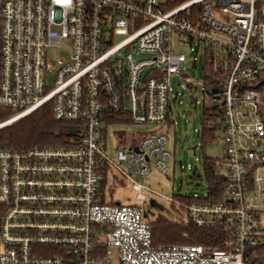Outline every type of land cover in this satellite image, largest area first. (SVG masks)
<instances>
[{"label":"built area","instance_id":"2783aa9c","mask_svg":"<svg viewBox=\"0 0 264 264\" xmlns=\"http://www.w3.org/2000/svg\"><path fill=\"white\" fill-rule=\"evenodd\" d=\"M174 39L222 62L211 98L223 107V196L180 202L196 227L224 226L222 250L155 248L143 217L163 197L145 182L173 160L161 130L170 81L189 78ZM263 74L264 0H0V115L9 112L0 130L48 106L78 132L64 147L0 149V264H248V252L264 246V99L255 88ZM128 125L153 129L136 131L132 146ZM110 172L135 203L112 201Z\"/></svg>","mask_w":264,"mask_h":264},{"label":"rangeland","instance_id":"374dc122","mask_svg":"<svg viewBox=\"0 0 264 264\" xmlns=\"http://www.w3.org/2000/svg\"><path fill=\"white\" fill-rule=\"evenodd\" d=\"M121 40V37L114 38V42ZM174 50L181 52L186 57L183 72L189 75L188 79L173 76L170 81L169 92V114L168 121L161 127L167 136L166 149L173 155V160L165 173L152 170L145 182L155 192L163 197H154L153 200L162 207V210L152 208L155 216L161 215L166 219L181 223L186 221V210L180 206V202L175 195L202 197L205 183L203 178L192 177L196 174L203 177V152L212 159L221 161V141L220 136L205 147L203 151L200 142L197 140L198 131L202 124L203 96V47L196 52L198 43L191 49L187 44H177L174 39ZM141 58H150L148 53H136ZM194 56L197 57L193 63ZM48 86H52V79L48 77ZM126 128L134 129V132H142L153 129L150 126L128 125ZM122 126L112 125L108 129L106 154L111 158L114 155L115 139L113 132L120 131ZM215 170L221 174L226 173V168L222 164ZM260 175L264 177V167L260 169ZM118 180L119 186H114L113 182ZM107 193L112 201L121 205H132L136 201V193L132 191L129 184L118 175L109 173L107 179ZM172 201H170V200ZM154 217L149 216L152 221ZM264 221V217L262 218Z\"/></svg>","mask_w":264,"mask_h":264},{"label":"trees","instance_id":"16d2710c","mask_svg":"<svg viewBox=\"0 0 264 264\" xmlns=\"http://www.w3.org/2000/svg\"><path fill=\"white\" fill-rule=\"evenodd\" d=\"M222 64L221 59L212 52L207 51L203 56V81H202V124L198 131L197 140L200 142L203 151L210 144L215 136H221L223 125L221 120L222 103L215 104L212 101V93L219 88V81L222 74L218 75L219 66ZM257 88L264 99V74L260 82L256 84ZM9 115L4 112L0 119ZM78 136L77 128L72 124L55 122L52 119L48 106L31 113L20 119L14 124L0 130V149L22 150L33 147H64L70 145L71 140ZM134 144L137 145L140 134L131 135ZM137 137V138H135ZM120 143H124V137L119 135ZM219 159H212L203 152V177L196 174L194 177L203 178L205 187L202 197L175 195L179 202L191 203H213L221 199L224 190V174L215 170L221 166ZM152 245L153 247L189 244L205 245L217 249H226L228 236L223 225L215 228H199L191 221L186 219L185 222L175 223L165 217L158 215L150 221ZM248 264H264V246L254 248L248 252Z\"/></svg>","mask_w":264,"mask_h":264},{"label":"water","instance_id":"95a60500","mask_svg":"<svg viewBox=\"0 0 264 264\" xmlns=\"http://www.w3.org/2000/svg\"><path fill=\"white\" fill-rule=\"evenodd\" d=\"M180 75H182V76L185 77V78H188V77H189V75L186 74V73H181V72H180ZM263 114H264V108H263ZM133 150H134L135 152H138V149H137V148H134ZM148 205H149V209L146 210V211L144 212V214H143V217H144L145 219H147L149 216L154 217V214L151 213L150 209H152V208H156V209H158V210H162V207H161L160 205H158L153 199H151V200L149 201Z\"/></svg>","mask_w":264,"mask_h":264},{"label":"flooded vegetation","instance_id":"af4514ba","mask_svg":"<svg viewBox=\"0 0 264 264\" xmlns=\"http://www.w3.org/2000/svg\"><path fill=\"white\" fill-rule=\"evenodd\" d=\"M150 211H151V213H153V212H152V211H153L152 209H150ZM154 218H155V215H154Z\"/></svg>","mask_w":264,"mask_h":264},{"label":"crops","instance_id":"0c3cea01","mask_svg":"<svg viewBox=\"0 0 264 264\" xmlns=\"http://www.w3.org/2000/svg\"><path fill=\"white\" fill-rule=\"evenodd\" d=\"M182 73H185V72H182ZM185 78V77H184Z\"/></svg>","mask_w":264,"mask_h":264}]
</instances>
